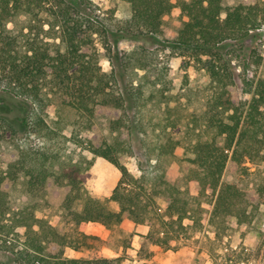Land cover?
<instances>
[{
	"label": "trees",
	"instance_id": "obj_1",
	"mask_svg": "<svg viewBox=\"0 0 264 264\" xmlns=\"http://www.w3.org/2000/svg\"><path fill=\"white\" fill-rule=\"evenodd\" d=\"M121 1L130 14L112 30L93 0H0V102L14 113L0 108V146L8 136L47 128L41 115L54 104L57 130L91 132L87 150L120 174L107 199L118 205L111 211L74 172L51 178L41 166H30L31 156L6 158L0 152V264H123L119 257H64L67 248L91 249L97 239L83 232L88 223L111 229L129 219L149 228L151 245L167 247L207 227L220 238L228 219L247 218L244 194L221 177L225 170L248 176L246 164L264 160V77L258 73L261 57L247 45L264 23V0L232 6L223 0ZM174 9L187 20L171 33L163 18ZM124 39L200 63L208 83L199 111L183 114L171 93V69L154 65L144 46L119 51L116 44ZM96 40L110 64L108 74L101 71ZM128 70L142 75L127 82ZM63 112H71L73 121L66 122ZM100 117L108 119L110 140L95 124ZM180 124L184 131L175 139ZM177 148L182 175L150 165L163 156L176 159ZM130 157L138 159V178L125 166ZM19 180L27 193L60 211L64 232L36 218L31 207L12 210L9 191ZM203 205L209 207L205 216Z\"/></svg>",
	"mask_w": 264,
	"mask_h": 264
},
{
	"label": "rangeland",
	"instance_id": "obj_2",
	"mask_svg": "<svg viewBox=\"0 0 264 264\" xmlns=\"http://www.w3.org/2000/svg\"><path fill=\"white\" fill-rule=\"evenodd\" d=\"M93 1L110 22L112 30H115L129 17V6L121 0ZM240 1L242 0H223L222 4L232 6ZM186 20L178 9H174L163 18V26L169 32L174 33L182 27ZM259 29L252 33L253 38L247 45L255 49L261 57L258 73L264 77V23ZM95 46L100 53L101 71L105 74L110 73L111 67L100 41L96 40ZM116 46L123 53H128L140 46L149 48L152 54L150 58L154 65L171 69L173 78L171 93L176 102L180 104L183 114L197 113L202 107L208 77L200 63L173 54L165 48L140 41L124 39ZM140 75H142L141 71L128 70L125 80L135 83ZM237 85L240 93L239 80H237ZM240 97L243 100L249 98L245 94H240ZM0 108L3 114L11 116L14 114L7 113L10 106L4 101L0 102ZM61 115L65 121L67 120L66 122H72L74 119L71 112H63ZM41 118L47 128L41 126L40 131L28 129L24 134L8 136L0 146L2 155L14 159L31 156L30 166L33 168L41 166L51 178L74 172L88 193L104 202L109 210L117 211L118 205L107 199L118 183L120 174L113 165L93 156L87 150L86 141L91 139L93 134L87 131H77L74 135L76 129L72 126L57 130L54 125L57 119L54 104L45 109ZM95 124L101 134L110 140L108 119L100 117L95 120ZM183 131L184 125L180 124L174 131V138L180 139ZM174 154L176 159L163 156L158 160L152 159L150 165L171 169L182 175L185 169L177 162V159L182 156V149L177 148ZM124 163L133 177H140L137 158H127ZM246 166L249 168L248 176L229 170H225L222 174L223 184L235 185L244 194L247 218L244 222H238L233 218L228 219L226 227L219 231L221 232L220 238L215 237L213 228L207 227L192 238L175 240L167 247H160L151 245L146 239L148 227L135 224L129 219H124L111 229L98 223H88L83 228V232L97 239L93 242L91 249L76 252L67 248L64 257L91 258L97 256L109 259L119 257L123 264H240L241 262L248 264L247 261H255L261 255L264 257V190H262L264 188V160L258 165L247 163ZM1 167L4 168V166ZM147 169L150 171L149 167ZM138 191L140 192V188ZM8 202L12 210L31 207L35 211L36 218L46 220L58 232L62 233L66 230L60 211L54 207H46L39 197L27 193L22 180L11 186ZM157 202L160 208L164 207L163 200L157 198ZM202 207L206 209L201 212L202 216H205L208 214L209 207L207 205ZM19 232L22 233L23 230Z\"/></svg>",
	"mask_w": 264,
	"mask_h": 264
},
{
	"label": "built area",
	"instance_id": "obj_3",
	"mask_svg": "<svg viewBox=\"0 0 264 264\" xmlns=\"http://www.w3.org/2000/svg\"><path fill=\"white\" fill-rule=\"evenodd\" d=\"M257 30H260V29H257ZM264 262V257H263V255H261L260 257H259V259H257V260H255V261H247V263L248 264H262L263 262ZM240 264H245V262H241Z\"/></svg>",
	"mask_w": 264,
	"mask_h": 264
},
{
	"label": "crops",
	"instance_id": "obj_4",
	"mask_svg": "<svg viewBox=\"0 0 264 264\" xmlns=\"http://www.w3.org/2000/svg\"><path fill=\"white\" fill-rule=\"evenodd\" d=\"M145 226V225H144ZM147 227V226H146ZM117 258V257H116ZM109 259V258H108ZM113 259V258H112Z\"/></svg>",
	"mask_w": 264,
	"mask_h": 264
}]
</instances>
